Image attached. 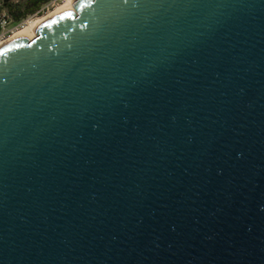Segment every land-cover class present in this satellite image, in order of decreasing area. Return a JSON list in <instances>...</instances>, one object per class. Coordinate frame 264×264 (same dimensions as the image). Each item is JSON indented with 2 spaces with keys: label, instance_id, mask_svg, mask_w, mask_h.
<instances>
[{
  "label": "water",
  "instance_id": "water-1",
  "mask_svg": "<svg viewBox=\"0 0 264 264\" xmlns=\"http://www.w3.org/2000/svg\"><path fill=\"white\" fill-rule=\"evenodd\" d=\"M0 48V264H264V0H78Z\"/></svg>",
  "mask_w": 264,
  "mask_h": 264
},
{
  "label": "built area",
  "instance_id": "built-area-1",
  "mask_svg": "<svg viewBox=\"0 0 264 264\" xmlns=\"http://www.w3.org/2000/svg\"><path fill=\"white\" fill-rule=\"evenodd\" d=\"M15 2L19 0H14ZM59 0H50L33 14L26 16L20 21H14L8 11L0 7V44L13 36L17 31L23 28L29 21L36 19L39 14L48 13L52 7L57 5ZM45 15V14H44Z\"/></svg>",
  "mask_w": 264,
  "mask_h": 264
},
{
  "label": "bare ground",
  "instance_id": "bare-ground-1",
  "mask_svg": "<svg viewBox=\"0 0 264 264\" xmlns=\"http://www.w3.org/2000/svg\"><path fill=\"white\" fill-rule=\"evenodd\" d=\"M77 1L78 0H65L64 3L56 7L55 11H52L51 13H49L48 16L36 18V19L29 21V23H27L23 28L17 31L13 36H11L9 39L1 43L0 48L17 38L26 37V38L31 39L35 37L37 34V29L42 23L52 18L53 16L61 13L62 11L75 10L74 4Z\"/></svg>",
  "mask_w": 264,
  "mask_h": 264
},
{
  "label": "trees",
  "instance_id": "trees-1",
  "mask_svg": "<svg viewBox=\"0 0 264 264\" xmlns=\"http://www.w3.org/2000/svg\"><path fill=\"white\" fill-rule=\"evenodd\" d=\"M50 0H0V7L5 8L14 21H20L26 16L36 13L42 5Z\"/></svg>",
  "mask_w": 264,
  "mask_h": 264
},
{
  "label": "rangeland",
  "instance_id": "rangeland-1",
  "mask_svg": "<svg viewBox=\"0 0 264 264\" xmlns=\"http://www.w3.org/2000/svg\"><path fill=\"white\" fill-rule=\"evenodd\" d=\"M65 0H59L57 3V5H55L54 7H52L50 9V11L48 13H43V14H39L36 18H41V17H46L49 15V13H51L52 11H55L56 7L62 3H64ZM45 14V15H44ZM29 23V22H28Z\"/></svg>",
  "mask_w": 264,
  "mask_h": 264
}]
</instances>
